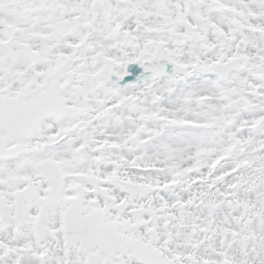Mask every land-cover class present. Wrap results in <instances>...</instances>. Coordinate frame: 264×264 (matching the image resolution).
I'll list each match as a JSON object with an SVG mask.
<instances>
[{
    "label": "snow or ice",
    "instance_id": "1",
    "mask_svg": "<svg viewBox=\"0 0 264 264\" xmlns=\"http://www.w3.org/2000/svg\"><path fill=\"white\" fill-rule=\"evenodd\" d=\"M0 264H264V0H0Z\"/></svg>",
    "mask_w": 264,
    "mask_h": 264
}]
</instances>
